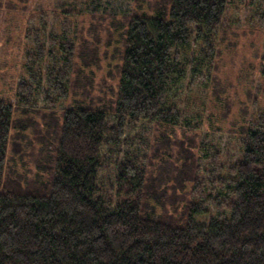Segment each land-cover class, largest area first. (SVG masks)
<instances>
[{
  "label": "trees",
  "instance_id": "trees-1",
  "mask_svg": "<svg viewBox=\"0 0 264 264\" xmlns=\"http://www.w3.org/2000/svg\"><path fill=\"white\" fill-rule=\"evenodd\" d=\"M42 1L24 80L0 98V264H264V0ZM242 39L252 64L235 59ZM49 106L43 129L19 120ZM28 127L45 135L35 172ZM137 128L153 134L135 147Z\"/></svg>",
  "mask_w": 264,
  "mask_h": 264
},
{
  "label": "rangeland",
  "instance_id": "rangeland-1",
  "mask_svg": "<svg viewBox=\"0 0 264 264\" xmlns=\"http://www.w3.org/2000/svg\"><path fill=\"white\" fill-rule=\"evenodd\" d=\"M39 1L41 0H33L34 4L31 5H27L25 8L28 10H18V13H14L9 15L5 14V13H0V98L4 99V100H13V98L15 97L16 92L14 91V89L12 88V84L10 85L11 81L14 82L16 79H18V83H20V81L24 80L21 79L20 77H24L25 73L24 71H26L28 68L25 67L26 61H25V53L26 50H29V48L31 47L29 45V39L32 37H35V34L31 33V29L33 28V25L35 24H39V22L42 20V16H36V15H32L34 12V9L39 6ZM48 0H43L42 2H45ZM50 1V0H49ZM41 2V3H42ZM40 3V4H41ZM36 5V6H35ZM22 7H19V9ZM42 13V11L40 12ZM37 18V20H35ZM47 18H44L43 20H45ZM51 19H48L47 22V32L49 31V29L51 28L50 24H51ZM86 21L84 22L85 25ZM6 27V32H3V28ZM52 29L55 30L54 25H52ZM86 27H88V25H86ZM28 34H30L31 36H29ZM5 37V39H4ZM88 38V37H87ZM5 40L6 43L2 42V40ZM250 41H253V39H250L249 41L247 39H242L240 41V45H239V51H238V56L235 57V59L239 62V63H243L245 65H247V62H250L249 64L253 63V53L254 50L252 47H250L249 45L252 44ZM88 44H94L92 42L91 39H88ZM100 52L103 53V58L106 56L107 53H109V57L112 56L110 55V53H113V48L112 47H102L100 49ZM233 60V59H230ZM110 59L108 60H103L102 63L100 64L99 69H97L96 71V76H95V82L96 86L94 87H87V90L90 94H92V98L91 99H97V98H101L103 97L102 94L107 90V88H104V86H108V84L110 83V80L108 79V73H106V68L104 70V66L106 67L108 64H111ZM109 62V63H108ZM112 62V61H111ZM228 66L229 68H233V64L228 62ZM234 69V68H233ZM102 70H104L102 72ZM229 71V69L227 70ZM235 73L238 74V70L234 69ZM100 72V73H98ZM225 70H224V75L225 74ZM242 73V72H241ZM23 74V75H22ZM241 76V74H239ZM18 77V78H17ZM235 80L238 82L237 77L235 76ZM243 83V82H241ZM243 86V85H241ZM103 87V88H101ZM103 89V93H101V90ZM71 94L73 97L79 98V96H86L88 95V93L86 92L85 89H81V87L74 86V88L71 91ZM14 96V97H13ZM243 98V96H242ZM245 98V96H244ZM243 98V99H244ZM37 107L39 106L44 107V103L43 100L41 101V99H39L37 101ZM15 104H17V101L15 99ZM54 106H49L47 111H46V117L45 119H43L44 117H42V115L40 114H36L33 113L31 111V113L29 115L26 116V114H23L21 116L22 122H27V124L29 125V127H31V122L27 121L28 119H32L35 121H39L42 125V129L45 127V125H47V122H50L52 119L50 118V115H53L51 113V111L53 113H55L56 118H59V112L58 109H56L54 111ZM235 111H237V109H234ZM43 113H45L43 111ZM20 117V115H18ZM227 123V122H226ZM52 124V122H51ZM27 128V130L24 131V135L27 137L28 140H30L33 144L30 145L31 143L27 144L24 143L22 146H20V150L22 151V156L26 158V160L24 162H26V166L27 168H30V170H32V172L37 171L36 169V152L33 153V150H38L41 144V140L45 139V135L43 134V132H41V136L43 137H38L35 133V130H32L30 128ZM149 128V127H146ZM145 128V129H146ZM19 128H15L14 131L12 132V137L16 138V135L19 134ZM151 130H149L148 132L137 128L135 130H128L126 133V137L129 138V140L135 144V147L138 146V142H137V138L141 135L142 137L148 138L149 136L151 137ZM138 136V137H137ZM215 140H217L218 143H220V148L222 149V151H226L227 149V143L229 142V136L227 135H217L216 137H213ZM33 145H34V149H33ZM207 148H209L208 150H210V152L212 151V146H208ZM130 150L133 151L132 147L130 148ZM231 153V150H230ZM106 163L109 164V161L111 162L109 164V166L114 167V164L112 163V160H115V158H113L112 160L110 159L109 155L106 154ZM46 157V156H45ZM45 157H42V161L45 162ZM117 161L120 160V157H116ZM21 161L17 164L18 166L20 165ZM206 162L202 161V164L200 163L201 168L205 167ZM19 169H22L21 166H19ZM104 174V172L102 173Z\"/></svg>",
  "mask_w": 264,
  "mask_h": 264
}]
</instances>
